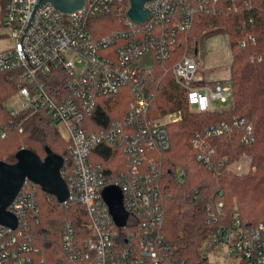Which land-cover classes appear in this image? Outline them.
<instances>
[{
	"label": "built area",
	"instance_id": "1",
	"mask_svg": "<svg viewBox=\"0 0 264 264\" xmlns=\"http://www.w3.org/2000/svg\"><path fill=\"white\" fill-rule=\"evenodd\" d=\"M217 1L150 0L144 7L151 17L141 25L127 18L128 0H85L82 9L69 15L48 3L36 9L38 0L4 1L0 40L11 45L0 50V74L7 73L19 87L5 101L4 112L20 118L19 133L23 122L40 114L69 144L71 165L64 171V163L60 169L69 194L60 206H77L82 220L78 229L71 221L61 227L59 250L68 264H187L175 256L161 235L165 197L158 184L160 170L155 158L148 156L170 148L167 126L182 122L184 115L174 111L147 118L153 100L147 80L154 76L156 65L169 61L178 33L190 30L194 16L213 11L210 6ZM243 6L248 8V2ZM112 14L124 30L96 37L94 22ZM247 22L254 23L252 19ZM223 37L230 70L229 37ZM245 37L241 48L257 44L253 34ZM252 61L261 58L253 56ZM161 68L162 77L171 75L175 87L185 92L189 111L219 113L218 118L195 127L189 140L196 162L220 185L225 173L242 171L233 166L236 161H230L232 138L242 150L257 142L254 125L246 116L224 112L226 107L214 109L215 104H230V75L223 82L205 81L196 49ZM124 87L135 98L126 118L89 133L87 119L98 109V101L115 97ZM103 144L119 147L128 157L126 168L117 176H108L90 161L93 149ZM174 175L182 184L184 170L177 168ZM109 185L122 193L128 215L123 228L115 226L101 197ZM36 186L28 181L7 209L17 225H0V264H45L31 231L40 221ZM191 199L199 202V192L194 191ZM205 213L210 231L200 250L207 264H264L262 223L243 226L239 214L228 211L221 200L206 204ZM126 227L133 228L128 237L115 230Z\"/></svg>",
	"mask_w": 264,
	"mask_h": 264
},
{
	"label": "trees",
	"instance_id": "2",
	"mask_svg": "<svg viewBox=\"0 0 264 264\" xmlns=\"http://www.w3.org/2000/svg\"><path fill=\"white\" fill-rule=\"evenodd\" d=\"M0 1L3 5L5 0ZM244 1L248 2V8L243 6ZM210 7L213 11L201 12L194 16L190 30L178 33V42L170 52L169 61L156 65L154 76L147 80V92L153 93L147 118L156 119L174 111H181L184 115L182 122L167 126L170 148L164 153H148V156L155 158L160 170L158 184L165 197L161 235L175 256L185 260L187 264H207L204 253L200 254V248L210 231L205 224L206 204L221 200L228 211L239 214L243 226L252 227L257 223L264 225V0H218ZM122 17L125 18V12ZM250 19L253 24L247 22ZM118 21L119 18L113 14L96 20L94 35L101 37L112 31L124 30L125 27ZM107 22L114 28L105 34H99L100 29L107 28L103 26ZM97 24L100 27H97ZM212 30L222 31L229 37L232 55L229 70L232 99L224 108V112L246 116L254 125L257 139L254 147L249 148L252 158L251 173L243 178L225 173L220 185L215 183L211 172L196 162V155L189 140L193 131L192 125H199L202 120L207 122L216 119L219 113L199 115L189 111L185 92L175 87L171 75L162 77L161 72V67L177 61L184 54H193L194 50H197L198 37ZM247 33L256 37L257 44L241 48L240 42L246 39ZM253 56L260 57L261 61H252ZM18 88L15 79L10 78L7 73L0 74V162L15 163V154L22 148L30 150L44 160L48 149L64 159L65 171L72 162L69 144L63 142L57 130L45 117L35 114L23 122V130L19 133L20 118H12L4 112L5 101ZM134 101V94L129 87L122 88L111 99L99 100L98 109L87 119L85 129L93 133L106 129L112 123H121ZM195 117L201 120L192 121ZM2 133L5 134L4 138H1ZM224 143L222 142L221 146H224ZM7 151L6 157H2L1 154ZM240 151L237 139L232 138L230 161L236 160ZM90 161L99 164L108 176H117L126 168L128 157L119 147L103 144L93 149ZM177 168L185 172L182 184L177 182L174 175ZM27 183L28 181L23 184L22 190L26 188ZM36 187L40 221L31 229L35 234L34 247L39 248L45 264H68L59 250L60 231L66 221H71L78 229L82 220L80 208H64L57 203L55 197L48 196L41 188ZM194 191L199 192L200 201L197 203L191 199ZM115 230L119 235L128 237L133 228Z\"/></svg>",
	"mask_w": 264,
	"mask_h": 264
},
{
	"label": "water",
	"instance_id": "3",
	"mask_svg": "<svg viewBox=\"0 0 264 264\" xmlns=\"http://www.w3.org/2000/svg\"><path fill=\"white\" fill-rule=\"evenodd\" d=\"M148 1L150 0H128L126 15L131 23L141 25L148 22L151 12L144 7ZM46 3L57 12L69 15L82 9L85 0H38L36 9ZM15 160L13 164L0 162V225L6 228H15L17 225V219L7 209L22 190L25 181L37 185L48 196L55 197L59 204L65 203L69 194L60 173L64 165L61 156L46 149V156L42 160L30 150L22 148L15 154ZM101 197L115 226L123 228L128 215L123 208L120 189L109 185L103 190Z\"/></svg>",
	"mask_w": 264,
	"mask_h": 264
},
{
	"label": "rangeland",
	"instance_id": "4",
	"mask_svg": "<svg viewBox=\"0 0 264 264\" xmlns=\"http://www.w3.org/2000/svg\"><path fill=\"white\" fill-rule=\"evenodd\" d=\"M1 1H0V13H1ZM111 20V19H110ZM0 21H1V15H0ZM115 22V21H114ZM119 23V21H118ZM107 24V25H106ZM96 24H94L95 27ZM104 28L107 26L105 29H100L101 31L99 34L102 32L105 34L106 32L110 31L111 29L114 28L111 23L107 22L103 24ZM97 27L98 26L97 24ZM97 29V28H96ZM98 31V30H97ZM224 33L219 30H212V31H207L204 34H201L198 38V43H197V50L199 53V60H200V71L205 74V81H219L223 82L227 77H229V66L226 58V52H225V44H224ZM11 45L5 40H0V50H3V48L8 47ZM150 54H146L145 58H149ZM150 63V62H149ZM228 104H215L214 109L216 110H223V107H227ZM199 121L201 118L195 117L194 120L192 121ZM203 123V120L201 121ZM199 124V125H201ZM197 124L192 125L191 128L192 130L195 129ZM190 126V125H189ZM8 151L4 154H1L2 157H6ZM236 163L233 165L235 167H239L242 169L240 172H235L231 173V175L236 176L237 178H243V176L251 173L252 168H250L252 158L249 153V149H244L239 152L237 155ZM200 254H202L200 250Z\"/></svg>",
	"mask_w": 264,
	"mask_h": 264
}]
</instances>
